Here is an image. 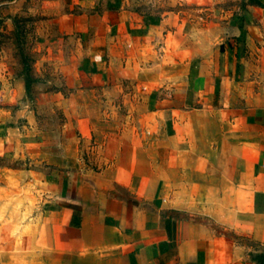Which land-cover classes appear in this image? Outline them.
I'll list each match as a JSON object with an SVG mask.
<instances>
[{
    "label": "crops",
    "instance_id": "1",
    "mask_svg": "<svg viewBox=\"0 0 264 264\" xmlns=\"http://www.w3.org/2000/svg\"><path fill=\"white\" fill-rule=\"evenodd\" d=\"M52 3L62 85L124 82L146 112L130 136L102 125L104 167L62 162L45 176L43 203L0 236V264H253L264 253V0ZM77 129L96 141L102 128Z\"/></svg>",
    "mask_w": 264,
    "mask_h": 264
},
{
    "label": "rangeland",
    "instance_id": "2",
    "mask_svg": "<svg viewBox=\"0 0 264 264\" xmlns=\"http://www.w3.org/2000/svg\"><path fill=\"white\" fill-rule=\"evenodd\" d=\"M54 1L0 0V135L6 138L0 153L1 243L12 238L14 221L32 215L28 206L43 203L46 175L55 180L62 162L104 167L102 125L130 136L146 112L138 90L124 82L79 92L62 85ZM25 76L34 81L27 95ZM79 119L101 125L98 140L82 137Z\"/></svg>",
    "mask_w": 264,
    "mask_h": 264
},
{
    "label": "trees",
    "instance_id": "3",
    "mask_svg": "<svg viewBox=\"0 0 264 264\" xmlns=\"http://www.w3.org/2000/svg\"><path fill=\"white\" fill-rule=\"evenodd\" d=\"M23 82H24V91H25V94L27 95L29 93L30 84L34 81L30 80L27 76H25L23 78ZM251 260L253 264H264V253L261 252L259 254H254L251 257Z\"/></svg>",
    "mask_w": 264,
    "mask_h": 264
},
{
    "label": "water",
    "instance_id": "4",
    "mask_svg": "<svg viewBox=\"0 0 264 264\" xmlns=\"http://www.w3.org/2000/svg\"><path fill=\"white\" fill-rule=\"evenodd\" d=\"M254 254H259V253H261L260 251H254L253 252Z\"/></svg>",
    "mask_w": 264,
    "mask_h": 264
}]
</instances>
